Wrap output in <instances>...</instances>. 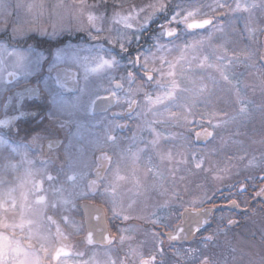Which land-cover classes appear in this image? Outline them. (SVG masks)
<instances>
[{"label":"snow or ice","instance_id":"6c2138e0","mask_svg":"<svg viewBox=\"0 0 264 264\" xmlns=\"http://www.w3.org/2000/svg\"><path fill=\"white\" fill-rule=\"evenodd\" d=\"M56 7L65 9L66 14L58 15V23L54 24L52 31L49 32L39 23L45 8L43 3L37 5L24 3L23 0H0V73L6 71L4 65L8 63L13 69L7 72L8 77L16 78V82L9 79L0 86V93L7 94V102L0 103V159L4 161L0 164V172L18 173L16 177L18 183L15 186H6L7 182L0 178V264H158V256H164V237L172 242L201 233L204 226L209 224L208 217L212 209L203 207V204L211 199L207 194L199 200L186 202V206L176 185L178 168L173 166L165 170L162 167L166 161L180 165L187 164L188 160L183 155L181 159L176 160L171 151L160 150L159 142L164 136L154 125L164 122L160 117L165 113L158 111L157 106L171 102L173 107L181 109L180 112H173L170 107L165 108L167 117L173 124L182 122L185 126H190L195 122L194 106L206 103L216 84V78L212 76L208 78L212 87L203 77H193L190 69L192 62L196 61L197 67L214 69L223 81L233 85L236 102L239 105L237 111L231 115L215 109L198 113L201 131L195 132L196 139H200L201 136L214 137L216 129L238 120L247 121L257 112L264 121V99L257 104L244 98L239 82L234 83L227 71L229 65L243 57L241 62L253 69L251 74L256 77L257 86L264 97V44L260 48L246 47L240 51L232 50L230 53L226 47V39L224 44L218 46L219 54L215 55L214 60H210L208 55L197 53L206 41L211 40L212 33L199 40H184L183 36L190 30L205 29L209 25H212L213 32H224L221 25L213 23L209 12L214 13L219 8H228L234 13H247L244 32L255 44L257 33L264 35V24H258L254 19L256 11L264 13V0H235L234 7L224 0H213V3L207 5L186 3L185 0H146L143 3H136L135 0H92L91 3L89 0H73L70 6L61 0ZM21 8L25 9L23 16L19 11ZM205 8L209 11H204ZM69 17L77 22L75 31H87L93 41H99L101 33H107L104 37L105 42L118 47L119 52H115L114 48H106L103 43L96 45L95 50L89 48L91 55L83 57L78 54V50H73L76 46L70 43L55 49H42V40L37 39L38 37L58 40L66 34L71 35L74 29L63 23ZM85 19L87 26L84 24ZM164 38L168 39V43L162 42ZM148 41L151 42V47L143 48L142 42ZM134 45L136 47L133 51ZM153 48L155 51H152ZM173 50L179 53L173 59H168V56L163 54L171 53ZM68 59L81 64L85 72V81H88L90 73L97 75L103 73L115 83L117 90L123 89L127 83L128 88L123 99L127 111L132 113L140 107L136 97L142 94L144 105L136 115L143 117L151 113L154 117L143 122L152 139L144 141L142 136L134 134L129 145L120 151L115 161L107 151L110 145L113 147L118 145V138L112 134L111 122L102 134H97L96 139L90 142L93 152H100L94 165L95 179H88L93 165L85 159L84 148L80 147L77 154L72 151L73 139H79V129L83 127L81 121L75 117L79 113L85 115L94 113L97 101H115L116 104L122 101L117 91L111 89H106L110 92V97L97 93L86 105L80 102V97L74 102L64 100L60 90L68 88L67 73L63 78L58 73L54 79V86L49 83L51 77L43 79L40 73L45 65L51 72ZM125 59L127 64L122 63ZM118 71H122L124 75L119 77L112 75ZM30 77L37 79L35 85L26 86L22 91H14L20 78L27 84ZM71 79L78 83L75 73ZM152 84L160 91L155 93L148 91L147 88ZM86 90L80 89L81 92ZM40 100L45 101L47 108L43 111L33 110L32 105L40 107L37 104ZM10 106L12 114L9 115ZM26 119L35 120L38 128L27 131L24 140L21 141L18 138L25 129L20 127V122ZM44 121H48L49 125H45ZM205 123L207 127H204ZM73 124L77 127L75 134L70 131ZM114 127L125 125L115 124ZM65 130H68L65 134L67 143L59 138L61 132ZM140 143H144V146L140 147ZM259 143L264 144V137ZM33 146L38 148L41 154H45L47 149L46 154L53 160L60 159V153H63V159L69 169L65 173L64 181L55 183L59 181V176H54L48 171V161H44V168L34 167V160L29 158V149ZM150 151L155 152L159 164H154L152 157L146 155ZM246 156V151L239 156H228L224 167L217 166L215 169L211 163L205 167L203 156L193 154L192 163L196 170L216 172L214 178L222 180L225 177L219 173L228 174L231 168L235 167L232 162L245 160ZM14 157L21 159L13 162ZM246 166L264 168V153L261 154L259 161L257 157L252 156ZM102 168L108 171L102 173ZM20 169H23L22 173ZM149 176L152 177L151 182L148 180ZM169 179L172 181L171 185L168 184ZM179 179L183 181L185 177L181 176ZM45 181L49 182V188L44 187ZM125 185L130 187L125 188ZM149 190L156 191L162 199L152 206L153 210L147 216L140 215L136 218L147 219L152 225H161L164 229L172 230L163 233L151 232L153 248L148 253L143 251L142 245L133 246L134 236L125 234L131 229H118L119 236L113 237L106 234L107 229L103 228L100 229L103 242L108 244L118 242L120 246L127 243L128 248L124 255L114 258L110 252H106L105 259L99 260L97 257L100 254L93 253L87 260L70 261L72 255L83 257L85 254L81 251H72L69 235L62 228L61 221L77 234L82 231L83 225L70 215H61L59 220L56 219L54 215L49 214L50 208L55 210L59 205L64 207L65 212L70 213L76 201L80 200L84 202L83 207L88 219L99 222L102 217L98 213L103 212V205H97L94 200L99 194L104 198V203L109 205L108 211L114 218L127 221L133 218L131 213L136 211L137 198ZM49 192L52 199H49ZM256 196L264 198V187L260 188ZM177 202L183 209L179 212L182 219L173 227L165 223V220L170 214V208ZM231 203L235 207H240L237 200H232ZM235 223L232 218L227 219L229 226ZM223 230L222 226H218L212 233L203 236V247L207 248L208 244L214 243ZM85 239L89 244L93 243L91 229L87 231ZM198 251L189 248L184 254L191 259ZM176 255L183 254L177 249ZM198 264H264V229L261 230L259 243L255 241L254 236L250 240L230 242L228 255L220 260H214L203 251H199Z\"/></svg>","mask_w":264,"mask_h":264},{"label":"flooded vegetation","instance_id":"af4514ba","mask_svg":"<svg viewBox=\"0 0 264 264\" xmlns=\"http://www.w3.org/2000/svg\"><path fill=\"white\" fill-rule=\"evenodd\" d=\"M224 2H226L227 4L232 6L234 0H225ZM211 17L214 18L213 23L216 25H220L222 23L224 25L228 21L231 22L230 29H229V32L227 35L228 39H227V44H226V47L229 49L230 53L232 50L240 51L246 47L260 48L261 45L264 44V35L257 33L256 43L253 44L250 41V39L248 38L247 34L244 32V24L246 23L247 13H240L238 15L239 18H236L235 14L229 15V11L227 12V11H224L222 9L221 11L214 13V15ZM226 18H228L227 21H226ZM236 19H237V21H235ZM254 19L258 24H264V13H262L260 11H256ZM39 23L44 24V23H46V21L43 22V17H40ZM223 25H222V27H223ZM236 26L238 27V29L234 33V27H236ZM209 27H212V25L207 26L205 29H197L194 31H190L189 33L205 31ZM237 33H240V35H238ZM37 39L42 40V42H41V48L42 49H55L56 47H63V46L70 43L73 46H76V49H73V50H78V54L81 57L91 55V53L88 51V49L92 48L93 50H95V46L98 44H102V43L104 44L105 47L114 48L115 52H119L118 47H116L114 45H109L108 43H106L104 40V37H102V35H101V39L99 41L91 40L88 36L87 31L81 32V31H75L74 30L71 33V35L66 34L64 36H61L58 40H52V39H48V38H39V37ZM142 43H143V48L151 47L150 41L142 42ZM219 45L220 44H217V46H219ZM135 47L136 46L134 45L133 51L135 50ZM143 48L141 49V51H143ZM71 51L72 50H70V54H71ZM218 54H219V52H218ZM241 61H243V57H241L239 61H234L231 65H229V68L227 69V71L230 74V78L233 80L234 83L237 82V79L235 80V77H234L236 71L239 72V73H237V75L241 77L240 81H242V80L245 81L243 76L246 77V80L251 79V77H249L246 74L253 76L251 74L253 72V69L247 67L245 65V63H243ZM122 63L127 64V60L126 59L123 60ZM4 67L6 68V71H4L3 73H0V76H2V80H0V86L3 85L4 81H7L9 79L16 82L15 77H8V75H7L8 71L13 70L11 68L10 64L6 63L4 65ZM58 73L61 75L62 78L64 77L65 73H67V75H68V88L60 90V92L63 96V99L68 101V102H74L77 97H80V102L82 104L86 105L88 103L89 99L94 97V95L97 93L101 96L110 97V92L106 91V89H111L113 91H117V94L121 97L122 102L120 104H116L115 101L105 100V101H102L100 108H97L96 112L94 111V113L89 114V115L79 113L75 117V119H78L81 121L83 127H81L79 129V139H75V138L73 139L72 151L74 154H77V150L80 147L84 148L85 159L93 165V169L90 170V172H89L88 179H95L96 177H95V172H94V165L96 162V157H98L100 155V152H98V151L93 152V146L90 142L96 139L97 134H102L105 130V127L107 125H109V123L111 122V124L113 125L112 134L118 138V145L115 147L110 145L107 148V151L110 155L113 156V160L115 161L119 157L120 151L122 149H125L129 145V143L131 142V137L137 133L138 123L140 121H138L136 123L137 118H139L136 115V113L139 112V107L137 109H135L132 113H129L127 111V106H126V104L123 103V99L126 95L127 88H128L127 83L124 84L123 89L117 90L115 83L110 81L108 76L106 74H103V73H101L99 75L90 73L88 81H85V79H84V76H85L84 68L81 66L80 63H76L71 59H68L65 63L61 64L58 69H55L51 72L48 71V66L45 65L43 71L40 73V77H42L43 79H48L49 77H51L52 79L49 80V83H50V85L54 86V79ZM73 73L76 74V80L78 81V83H74L72 81L71 76ZM112 75L119 77V76L124 75V73L122 71H118V72L112 73ZM247 77H249V78H247ZM255 79H256V77H255ZM36 82H37V79L35 77H30L27 84L23 81L22 78H20L19 82L17 83V86L14 89V91H22L24 89V87L29 86V85H35ZM255 82L258 85L257 80H255ZM83 88H86L87 90L85 92H81L80 89H83ZM150 89H151V86L147 88L148 91H150ZM6 96H7V94L0 93V103H6L7 102ZM136 98L140 102V106L144 105L142 94L138 95ZM37 104L40 107L37 108L36 105H32L33 110L43 111L47 108V104L43 100L37 101ZM238 107H239V105L237 106V109H238ZM194 108H196V112H197V106L196 105L194 106ZM203 111H204V106L202 103H199V113H201ZM235 112H232V114H234ZM8 114L9 115L12 114L11 113V106L8 110ZM254 114H256V113H254ZM259 117H260V122L262 125V123H264V121H262L261 116H259ZM152 118H153V116H152ZM196 118H198V116H196ZM140 119H141V122L143 123L144 120L147 119V117L146 118L140 117ZM199 119H200V116H199ZM44 124L49 125V122L44 121ZM115 124L125 125V127H114ZM196 124H197L196 121L193 124H191L192 128H195ZM229 125L231 128L232 124H229ZM235 126L236 125H234V127ZM20 127L25 129V132H22L20 137L18 138L21 141H23L26 132L31 131L32 129L38 128V125H37V122L35 120L26 119L25 121L20 122ZM154 127L157 128L156 125H154ZM223 128L224 127L217 129L219 131V133L223 130ZM67 131L68 130L61 132L60 137H59L61 140H65V134ZM70 131L73 134L77 133V127L75 124H73L71 126ZM197 131H199V129ZM195 132L196 131L193 132L194 133L193 141H194V147L195 148L204 145L205 143H207L212 138V137L205 138V137L201 136L200 139H196ZM178 133H179L178 136H180L181 138L176 139V138L171 137L172 136L171 132H168V135H165V137L162 138L159 142L160 150L163 152H168L167 149H169V151H172V152L180 151V152L184 153L186 149H189V150L193 151V154H195L199 157L198 150L195 149L194 147L190 146L188 139L184 136L185 134L180 133V132H178ZM215 135H216V130H215ZM151 139H152V135H151V137L149 136L148 140H151ZM65 143H67L66 140H65ZM46 153H47V149H45V154H41L40 150L33 146L31 149H29V158L34 160V162H35L34 167L36 169L44 168L45 167L44 161H48V163H47L48 171L54 176H59V181H57L55 183L58 184L59 182L64 181L65 180V173H67L69 171V169H68L67 162L63 159V153L62 152L60 153V157H61L60 159H54V160L49 159V156ZM4 155H7V153H4ZM149 155L152 157V161L156 160L155 152L150 151ZM20 159H21V157H14L13 162H17ZM3 163H4V161L2 159H0V164H3ZM154 164H155V162H154ZM162 167L165 168V170H167L164 165ZM22 171H23V169H20L21 173H22ZM107 171L108 170L105 168L101 169L102 173H106ZM17 175H18V173H13L11 171L0 172V178H3L7 182L6 186H8V185L15 186L18 183V181L16 179ZM85 183H86V181H85ZM168 184L170 185L169 182H168ZM44 187L49 188V182L48 181H45ZM127 187H130V185H125V188H127ZM177 187H179V186H177ZM101 191H102V188H101ZM248 191L250 192V194H252V191L247 190V189L244 192H248ZM181 192H182V189H181ZM17 195H19V192H17ZM48 195H49V199H52L50 192ZM161 198L162 197H160L156 191L149 190L148 192H146L145 194H143L142 196L137 198V204L135 205L136 211L131 213L133 218L129 219L127 221H124V220H121L118 218H114L111 215V212L108 211L109 205L104 203V198L101 197L99 194H97V196L94 197V200H95V203L97 205H103V212L98 213V214H101V217H102L101 219L106 220V226L105 227H101L100 225H98V221H96L95 219H91V220L88 219V217L85 215V209L83 207V204H84L83 201L77 200L75 203V207L71 210L70 213L65 212L64 207L58 205V207L55 209V210H58V212L53 213V215L56 219L59 220L61 215H70L72 218H77L78 221L81 222L83 225L82 231H80L79 234H77V233L73 232V230L71 228L66 227L63 224V222L61 221L62 228H64L65 232L69 235V242L72 245V251L73 252L81 251L85 254L83 257H77L75 255H72L69 258L70 261L87 260L92 256L93 253H99L100 254L97 257V259H99V260L105 259L104 253H106V252H110L114 258L115 257H122L124 255V253L127 251V248H128L127 243L123 246H120L118 242H114L112 244H108L107 242H103L101 239L102 233L100 231V229H103V228L107 229L106 234H110L113 237L119 236L120 233L118 232V229H125V228L131 229V231L129 233H125V234L134 236L135 239L132 241L133 246L142 245L143 251L145 253H148L153 248L152 237H151L150 233L153 231L163 233V232L171 231L172 228L164 229V228H162L161 225H152L147 219H138L136 217H138L140 215L147 216L148 213H150L153 210L152 206L156 205L155 202ZM258 198H260V200H258ZM239 199L240 198L236 197V198H229L228 200L221 201V202L216 201V205L210 206V207L214 206L213 207L214 208L213 214L210 217L211 223H212L216 213H218V212L227 211L229 213L236 214L234 219H238L242 216L241 214H245L248 211H251L252 209H254L256 204H260L261 206H263V204H264V202L262 201V199H263L262 197L253 196L249 202L248 207H243V206H241L240 203H239L240 207L233 206L231 209H227V208L223 207V206L230 204L232 200H237L239 202ZM145 205H147V208H145ZM180 211H183V209H181L179 207V202H177L175 204V206L170 208V211H169L170 214L167 216L165 223L171 224L173 227H175V225L180 223V220L182 219L179 217ZM49 214L51 215L50 212H49ZM186 217H187V215H186ZM130 221H132L133 223ZM126 222L129 223V226L128 225L125 226ZM236 223H237V221H236ZM208 227H209V225L206 226L201 231V233L197 234V236L191 241L181 240V241L169 242L167 240V237L165 236L164 237L165 242L163 245L164 256L163 257L158 256V258H157L158 264H161L160 260L165 259L170 254V252L177 247L183 250L182 253H185V250L189 249L188 245L192 244V242H198L197 249L199 250V236L201 234H204L205 231H207ZM89 229H91L93 231V243H91V244H89L85 239L86 233ZM167 250H169V251L166 252ZM198 256H199V253L197 252L195 257L198 259ZM187 258H188L187 254H183L182 256H179V261L167 262V263L168 264H190L186 260Z\"/></svg>","mask_w":264,"mask_h":264},{"label":"rangeland","instance_id":"374dc122","mask_svg":"<svg viewBox=\"0 0 264 264\" xmlns=\"http://www.w3.org/2000/svg\"><path fill=\"white\" fill-rule=\"evenodd\" d=\"M225 1V0H224ZM24 3H34V4H41L43 3L45 8L43 11V15L40 17H43V22L46 21L44 24H40L44 28H46L49 32L52 31V26L54 24L58 23V15L64 16L66 14V10L63 8H57L56 5L58 3H61V0H23ZM62 2L65 5H72L73 0H62ZM91 3L92 0H89ZM136 3H143L146 2V0H135ZM186 3H201V4H211L213 3V0H185ZM235 6V0L232 4V7ZM229 11L230 14H235L236 18H239L238 15L240 13H234L230 11L228 8H219L214 13L221 11ZM20 14L23 16L25 15V9L21 8ZM204 11H209L207 8L204 9ZM214 13L209 12L210 16H213ZM228 18H226V21ZM237 21V19L235 20ZM65 25H70L74 30L76 28V20L69 17L68 19H65L63 21ZM84 24L87 26V20H84ZM231 22L228 21L223 25L224 32L215 31L213 32L212 27L207 28L205 31L201 32H193L188 33L187 35L183 36L184 40H199L204 37H208L210 33H212L211 40L206 41L204 46L198 50V55H208L210 60H214L215 54H218L219 48L217 44H224L225 40L228 39V32L230 29ZM238 26V25H237ZM234 27V33L237 31L238 27ZM93 34H95L93 32ZM102 37L107 36V33H101ZM232 39V38H231ZM163 43H168V39L164 38L162 41ZM110 45V44H109ZM171 47V45H169ZM109 48V47H106ZM152 51H155L153 48ZM200 53V54H199ZM168 56V59H173L176 56L179 55V53L175 50H173L171 53H163ZM197 62L193 61L191 65V74L193 77H203L205 82H208L210 84V87H212L210 81L208 80L209 76L216 78V84L213 87V91L210 97H208L206 103H202L204 106V111L208 110L211 111L213 109L227 112L229 115L232 114V112H235L237 110V102L236 97L233 90V85L228 84L227 82L223 81L219 73L216 72L214 69L209 68H199L196 66ZM229 68V67H228ZM178 71L180 69L178 68ZM241 71V70H240ZM239 73L238 71L235 72V80L237 79V82L240 81L241 77L237 75ZM251 79L246 80V77H244L245 81H240V91L241 95L249 100L255 101L257 104L261 102L264 97H262L261 92L259 90V87L257 86V83L255 82V77L251 76L249 74H246ZM247 77V78H249ZM255 89V90H254ZM160 89L156 87L155 84L151 85L150 92H159ZM197 106V112L196 108H193V114L194 119L197 122L195 125V128H192V126H185L182 122L180 124H173L169 118L167 117V114L165 112L166 107H170L173 112H180L181 109L179 107H173L171 102H165L164 105H158L157 110L165 113L164 116L160 117L164 122L160 124H156L157 131H160L163 133V136L168 135V132H171L172 138H181L178 136V132L185 134L184 136L188 139L190 146L194 147V131L201 130V127L199 125V103ZM139 107V111L141 108ZM198 116V118H196ZM261 114L256 113L254 116L247 120L242 121L238 120L235 123H232V127L230 128V125L223 128V130L219 133V131L216 129V135L212 137L207 143H205L202 146H199L195 149L198 150L199 156H203L205 158V167L209 166V163H211L212 167L215 169L217 166L220 168L224 167V165L227 163L226 157L228 156H239L242 155L245 151L247 152V156L245 160H234L232 163L235 164V167L231 168V171L228 174L219 173L220 175H224V179L217 180L214 178V176L217 174L216 172H205L203 170H196L192 163V155L193 151L186 149L185 152H172L176 160L181 159V156L187 158L188 163L180 164V165H174L170 164L167 161L164 163V166L166 169L171 168L173 166L178 168V171L176 172V185L179 186L177 189L180 191L182 200L185 202V205L187 206L186 202L190 200H199L201 199L205 194L211 197L210 200H208L205 204H203V207H210L212 205H216V201H225L229 198H240L239 203L243 207H248L249 202L253 196H256V193L260 190V188L264 187V168L262 167H248L247 161L248 159H251L252 156L257 157V161H259L261 154L264 153V144L259 143V141L264 137V123L260 122ZM147 119H153L151 113H149L147 116H143L141 118ZM138 123L139 130L137 128V136H142L144 138V141H148L149 136L151 137L150 132L144 128L143 123L141 122L140 117L137 118L136 123ZM234 125H236L234 127ZM262 126V127H261ZM204 127H207V124H204ZM211 130V129H210ZM228 141V142H227ZM253 141H257L256 143H253ZM140 147L144 146V143L139 144ZM165 148V147H164ZM169 152V149H167ZM180 152V153H179ZM232 152V153H231ZM231 153V154H230ZM146 155H149L147 153ZM155 164H159V159L156 156V160L152 161ZM185 177L183 181L179 179V177ZM152 177L149 176L148 180L151 182ZM171 185L172 181L169 179L168 181ZM246 186V187H245ZM244 188L242 191L241 188ZM186 188V190H185ZM182 189V192H181ZM252 191V194L250 192H244L245 190ZM258 197V196H257ZM162 199V198H161ZM161 199L157 200L155 204H157ZM260 200V198H258ZM264 202V200L262 199ZM170 211V210H169ZM49 212L51 215L53 213H57L58 210H52L49 209ZM236 214L229 213L227 211H222L216 213L212 223H210L209 227L207 228V231H205L204 234H201L199 236V251H203L206 255L211 256L214 260H220L222 257L228 255V245L229 243H236L237 241H243V240H250L255 237V241L259 243L260 240V234L261 230L264 229V204L261 206L260 204H256L254 209L251 211H248L245 214H241L242 216L238 219H234ZM232 218L233 220H236L237 223L229 226L227 224V219ZM237 218V217H236ZM76 221H78L77 218H74ZM132 222V221H130ZM133 223V222H132ZM129 226V223L126 222L125 226ZM218 226L223 227V231L220 232V234L217 236L214 243L208 244L207 248L203 247L202 237L208 235L209 233H212L215 229H217ZM198 242H192V244L188 245L189 248L197 249ZM180 247V246H179ZM178 248V247H177ZM177 248L173 249L170 254L162 261V264H168L167 262H174L179 261V256L176 255ZM181 253L183 252L182 249L178 248ZM167 250L166 252H168ZM198 251V253H199ZM184 254V253H182ZM187 261L190 264H197L198 259L194 256L193 258H189L187 255Z\"/></svg>","mask_w":264,"mask_h":264},{"label":"water","instance_id":"95a60500","mask_svg":"<svg viewBox=\"0 0 264 264\" xmlns=\"http://www.w3.org/2000/svg\"><path fill=\"white\" fill-rule=\"evenodd\" d=\"M212 19H213V21H214V18L213 17H211ZM197 30V29H196ZM190 31H194V30H190ZM105 101V100H104ZM101 103H102V101H97V104H96V108H95V112L97 111L96 109L97 108H100V106H101ZM264 199V198H263ZM224 208H227V209H231L232 207H233V205H232V203H230V204H228V205H226V206H223ZM208 208H211L212 209V211H211V214H210V216L208 217V219H209V224L208 225H210V223H211V219H210V217H211V215L213 214V211H214V208L213 207H206L205 209H208ZM187 215V214H186ZM185 218H187L186 216H185ZM98 225H100L101 227H105L106 226V220L105 219H101V221H99L98 222ZM208 225H205L204 226V228L206 227V226H208ZM203 228V229H204ZM202 229V230H203ZM197 235H195V236H189L187 239H184V240H186V241H191V240H193L195 237H196Z\"/></svg>","mask_w":264,"mask_h":264}]
</instances>
